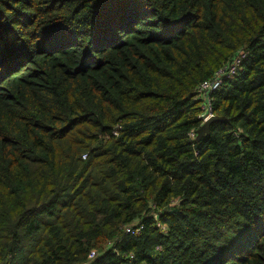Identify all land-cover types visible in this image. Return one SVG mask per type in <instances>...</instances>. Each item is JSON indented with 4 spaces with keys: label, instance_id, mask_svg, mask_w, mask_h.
Returning <instances> with one entry per match:
<instances>
[{
    "label": "trees",
    "instance_id": "1",
    "mask_svg": "<svg viewBox=\"0 0 264 264\" xmlns=\"http://www.w3.org/2000/svg\"><path fill=\"white\" fill-rule=\"evenodd\" d=\"M89 261L264 264V0H0V264Z\"/></svg>",
    "mask_w": 264,
    "mask_h": 264
},
{
    "label": "built area",
    "instance_id": "2",
    "mask_svg": "<svg viewBox=\"0 0 264 264\" xmlns=\"http://www.w3.org/2000/svg\"><path fill=\"white\" fill-rule=\"evenodd\" d=\"M247 56L246 50H239V52L236 54V56L224 63L215 73L214 75L203 81L200 84V93L201 96L204 99V104L202 107V112L200 114V119L202 120V125L205 124L207 121H209L212 117L215 116V113L213 111V92L218 90L226 80L234 78L238 72L241 70L243 62L245 60V57ZM193 136L195 137V134L193 133ZM162 223H158L160 227H162L164 230L166 229L165 226L161 225ZM144 226L142 224H139L137 226H127L124 230L125 233L128 234H137L142 231ZM96 251H92L89 257V260H93L96 256ZM90 261L86 264H89Z\"/></svg>",
    "mask_w": 264,
    "mask_h": 264
},
{
    "label": "water",
    "instance_id": "3",
    "mask_svg": "<svg viewBox=\"0 0 264 264\" xmlns=\"http://www.w3.org/2000/svg\"><path fill=\"white\" fill-rule=\"evenodd\" d=\"M221 117L214 116L209 121H207L205 124L201 126V128L198 130V138L204 136L206 133L210 131L211 124L217 120H219Z\"/></svg>",
    "mask_w": 264,
    "mask_h": 264
},
{
    "label": "clouds",
    "instance_id": "4",
    "mask_svg": "<svg viewBox=\"0 0 264 264\" xmlns=\"http://www.w3.org/2000/svg\"><path fill=\"white\" fill-rule=\"evenodd\" d=\"M216 116V115H215Z\"/></svg>",
    "mask_w": 264,
    "mask_h": 264
}]
</instances>
